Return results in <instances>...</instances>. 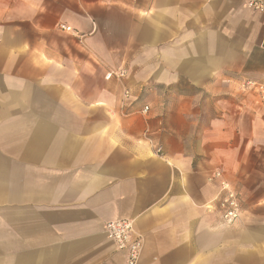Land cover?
<instances>
[{
	"label": "crops",
	"instance_id": "crops-1",
	"mask_svg": "<svg viewBox=\"0 0 264 264\" xmlns=\"http://www.w3.org/2000/svg\"><path fill=\"white\" fill-rule=\"evenodd\" d=\"M247 82L264 83V15L245 0H0V264H125L117 220L137 264H264Z\"/></svg>",
	"mask_w": 264,
	"mask_h": 264
},
{
	"label": "built area",
	"instance_id": "built-area-1",
	"mask_svg": "<svg viewBox=\"0 0 264 264\" xmlns=\"http://www.w3.org/2000/svg\"><path fill=\"white\" fill-rule=\"evenodd\" d=\"M247 9L264 15V0H245ZM62 31L70 32L71 28L65 25H59ZM126 73L123 70H116L107 73L106 78L114 77L121 80ZM245 86L254 89L259 95L261 101L264 103V83L247 82ZM129 92L124 91V97H128ZM144 108L143 111H147ZM159 152V149L157 150ZM215 177H220V173H215ZM217 207L220 211L221 219L226 224H232L240 218V203L237 193L227 183H221L220 195L217 200ZM104 230L107 238L112 244L113 248L124 254L125 264H137L141 249V237L135 232L134 225L129 220L111 221L105 224Z\"/></svg>",
	"mask_w": 264,
	"mask_h": 264
}]
</instances>
